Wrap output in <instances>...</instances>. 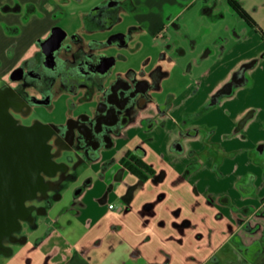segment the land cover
<instances>
[{"label":"crops","instance_id":"0c3cea01","mask_svg":"<svg viewBox=\"0 0 264 264\" xmlns=\"http://www.w3.org/2000/svg\"><path fill=\"white\" fill-rule=\"evenodd\" d=\"M46 1L58 10L55 14L69 1L84 2ZM196 1L92 0L91 9L72 12L80 24L71 39L91 45L97 54L134 42L140 48L143 35L157 38L162 28L181 26L176 17ZM39 10L40 5L29 0L0 3V17L6 22L11 14L27 12L24 24L29 25ZM99 10L106 13L101 20L90 19ZM119 14L131 17L127 31L106 40L93 37L116 27ZM46 31L29 44L36 47L32 53L29 45L20 49L14 67L36 54ZM115 35L125 37L124 44L102 45ZM236 38L244 42L239 56H234V45L224 52L225 44H217L216 60L180 92L169 89L164 103L153 97L165 89L160 61L147 72L146 65L141 72H118L119 78L129 73L152 77L145 105L133 110L129 122L95 158L83 161L66 180L83 177V184L62 204L63 183L38 213L54 214L48 221L37 215L27 225L24 243L10 244L0 264H218V253L233 240L236 250L256 244L264 236V161L262 178L250 162L259 152L264 156V137L249 138L248 129L257 118L264 126V40L255 45L247 31ZM226 174V184H220ZM257 193L258 202H253ZM110 204L123 207L121 213L109 209Z\"/></svg>","mask_w":264,"mask_h":264},{"label":"rangeland","instance_id":"374dc122","mask_svg":"<svg viewBox=\"0 0 264 264\" xmlns=\"http://www.w3.org/2000/svg\"><path fill=\"white\" fill-rule=\"evenodd\" d=\"M2 1L5 0H0V3ZM29 1L40 5V14L34 13V20L29 25L24 24V19H27V16L29 17L27 12L23 15L22 12L21 15L11 14L7 17L10 22L3 21L0 17V82L1 80L10 79V74L16 67L12 64L18 57L20 49L24 50L31 41L36 39V35H43V31L47 29L45 35L40 37L45 39L49 35L50 28L55 26L65 32V41L70 40L75 35V28L80 24L79 15H72V12L76 13V10L81 8L91 9L92 7V0H84L83 5H79L76 1H69L61 6V14H55L58 10H52L53 7L50 1ZM10 2L12 0H7V3ZM204 6L208 8L207 12H204ZM42 15H45V18ZM180 16L176 18L177 23L181 26L168 28L167 31L164 27L162 30L157 31L159 35L157 38L149 34L143 35L139 40L141 42L140 48L135 42L132 46L124 48L107 47L103 54L112 59L108 68L109 73H111L109 78H114L118 72L125 73L129 69L141 72L143 65L147 66L143 68V72H147L156 61H160L158 65L166 73L165 78H163L165 80L162 83L165 89L164 93L155 92L153 97L157 98L160 101L159 103H164L162 101L166 98V92L169 89L180 92L192 77L216 60L217 54H219L217 44H225L224 52L227 50L229 52L231 46L234 45V56L236 57L243 52L242 45H244V42L238 43L239 40L236 38V36H241V31L243 34L247 31L248 36L254 41L255 45L256 41L264 40V0H197L192 6L185 8ZM119 17L117 26L109 33L98 31L93 34V37L106 40L114 33L127 31L126 27L131 21V17L121 14H119ZM30 47V53H32L36 47L34 44ZM207 50H210L209 54L206 53ZM78 99L79 96L58 94L52 98L48 105L34 107L33 114L41 117L46 122L59 123L65 119L67 113L72 114L73 110L74 113H78L88 108L86 105H80ZM250 127L248 129L249 138L264 137V126L259 118ZM258 154V156H255L256 158L254 157L255 161L250 162V168L262 178L260 166L263 164L264 156H260L261 152ZM227 178L226 174L225 180L220 184H226ZM83 182V177L75 182H64L60 190L64 195L62 204L68 195L72 194L76 187L83 184ZM67 187H69V190L66 189ZM48 195L51 198L55 197L51 193H48ZM259 195L258 193L254 195L252 201L258 202ZM59 206L56 207L55 213ZM239 212H242V210ZM53 214L54 211L51 215L45 216L40 213L38 219L48 221L49 216L51 217ZM29 232L28 226L23 225L21 235H26ZM234 243L236 244L237 241L234 242L233 240L232 243H228L218 253L220 259L218 264H264V236L248 249L240 250L239 247V250L233 249L232 244ZM12 247L17 249L16 244Z\"/></svg>","mask_w":264,"mask_h":264},{"label":"flooded vegetation","instance_id":"af4514ba","mask_svg":"<svg viewBox=\"0 0 264 264\" xmlns=\"http://www.w3.org/2000/svg\"><path fill=\"white\" fill-rule=\"evenodd\" d=\"M103 14L106 13L99 10L90 19L101 20ZM65 39L53 51L51 66L47 65L39 42L36 54L15 67L21 68L20 72L13 74L15 79L10 76L0 82V101L15 120V125L49 126L51 131L46 142L50 145L51 159L56 163L52 177L43 175L48 190L36 193L35 199L26 202L31 209L26 222H21L18 232L2 239L0 252L7 253L9 245L21 236L23 225L33 224L51 198L48 193L56 194L67 179L74 177L83 161L95 158L100 148L109 145L112 137L129 122L133 110L145 105L148 90L153 87L152 77L148 80L136 78L134 73L105 81L109 70L103 72L97 67L106 56L94 53L91 45L76 38ZM124 39L115 35L110 43L102 45H121ZM58 94L79 96L80 105L88 108L67 113L59 123L46 122L33 114L34 107L48 105Z\"/></svg>","mask_w":264,"mask_h":264},{"label":"water","instance_id":"95a60500","mask_svg":"<svg viewBox=\"0 0 264 264\" xmlns=\"http://www.w3.org/2000/svg\"><path fill=\"white\" fill-rule=\"evenodd\" d=\"M65 36L61 28L54 26L49 36L40 42L47 65L51 66L53 51L60 47ZM111 60L102 58L97 68L107 71ZM20 70L15 68L11 78L15 79L13 74ZM50 131L48 125H15V120L0 101V246L3 238L18 232L21 222H26L31 211L26 202L35 199L36 193L48 190L43 175L52 177L56 166L46 142ZM5 254L0 252V255Z\"/></svg>","mask_w":264,"mask_h":264},{"label":"trees","instance_id":"16d2710c","mask_svg":"<svg viewBox=\"0 0 264 264\" xmlns=\"http://www.w3.org/2000/svg\"><path fill=\"white\" fill-rule=\"evenodd\" d=\"M130 170L133 172V174H135L136 176L138 177H141V173H139L137 170H135L133 167L130 168ZM240 187V185H238ZM43 209V208H42ZM25 236L21 235L19 236L18 238L16 237L13 241V243H16L17 245L19 244H23L24 243V240H25Z\"/></svg>","mask_w":264,"mask_h":264},{"label":"built area","instance_id":"2783aa9c","mask_svg":"<svg viewBox=\"0 0 264 264\" xmlns=\"http://www.w3.org/2000/svg\"><path fill=\"white\" fill-rule=\"evenodd\" d=\"M160 30V27L158 28ZM123 207H116L114 204L109 205V209H112L116 213H121Z\"/></svg>","mask_w":264,"mask_h":264}]
</instances>
